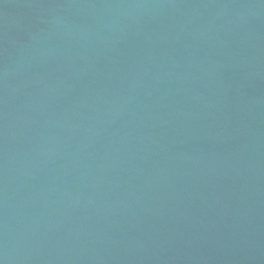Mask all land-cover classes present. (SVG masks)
Returning a JSON list of instances; mask_svg holds the SVG:
<instances>
[{"label": "water", "instance_id": "95a60500", "mask_svg": "<svg viewBox=\"0 0 264 264\" xmlns=\"http://www.w3.org/2000/svg\"><path fill=\"white\" fill-rule=\"evenodd\" d=\"M0 264H264V0H0Z\"/></svg>", "mask_w": 264, "mask_h": 264}]
</instances>
